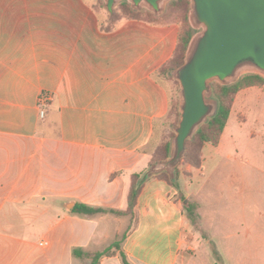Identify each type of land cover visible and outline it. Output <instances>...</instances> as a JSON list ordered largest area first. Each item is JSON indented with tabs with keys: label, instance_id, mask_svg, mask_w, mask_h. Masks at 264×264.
<instances>
[{
	"label": "crops",
	"instance_id": "obj_1",
	"mask_svg": "<svg viewBox=\"0 0 264 264\" xmlns=\"http://www.w3.org/2000/svg\"><path fill=\"white\" fill-rule=\"evenodd\" d=\"M102 1L0 0V264H92L75 250L117 241L131 264H264V177L248 160L254 172L239 177L238 204L223 192L218 232L202 240L185 207L203 191L194 188L202 169L189 164L176 185L146 180L133 215L113 212L128 210L134 175L150 170L152 140L170 114L172 83L159 71L179 26L113 25ZM227 130L202 148L203 165L226 148ZM225 212L237 213V232ZM99 264H123L120 251Z\"/></svg>",
	"mask_w": 264,
	"mask_h": 264
},
{
	"label": "water",
	"instance_id": "obj_2",
	"mask_svg": "<svg viewBox=\"0 0 264 264\" xmlns=\"http://www.w3.org/2000/svg\"><path fill=\"white\" fill-rule=\"evenodd\" d=\"M111 17L122 0H105ZM135 9L163 14L170 0H128ZM191 17L203 32L195 37L185 63L176 70L181 86V119L175 128L170 159L155 172L173 173L186 155V143L213 117L218 103L214 81L236 82L244 72L264 76V0H191Z\"/></svg>",
	"mask_w": 264,
	"mask_h": 264
},
{
	"label": "trees",
	"instance_id": "obj_3",
	"mask_svg": "<svg viewBox=\"0 0 264 264\" xmlns=\"http://www.w3.org/2000/svg\"><path fill=\"white\" fill-rule=\"evenodd\" d=\"M103 1L101 0V3ZM191 0H173L167 6V11L161 15H156L152 11H142V9H135L129 1H121L115 9V15L110 20L113 25H117L122 18L133 19V20H145L149 22H168L175 21L179 26L178 44L174 56L168 61V63L162 67L159 71V76L164 78L165 75L174 74L178 68H180L186 61L188 53L191 49L192 43L195 39L196 29L193 21H190ZM173 87L170 98V114L164 119L163 124L169 128L166 137L162 144L158 145L155 149L153 143L155 142V135L151 144V156L152 160L150 163V170L145 174H135L134 184L131 188L129 196V206L126 212L113 211L118 215H133L134 209L137 205L138 197L141 189L146 180L152 177L164 176L170 179L175 185L179 178L178 171L179 167L183 164H189L195 168H201L202 158L201 151L205 145L218 146L222 137V134L227 127L230 114L234 105L236 96L244 89L252 87L264 86V78L258 74H247L241 76L236 82L231 84L222 85L220 83L213 82L212 85V96L211 98L217 101L218 110L216 114L209 118L204 123L195 136L188 140L186 143V155L180 165L175 169L173 173L168 172H155V168L158 163L170 159L172 155V142L176 135L175 128L178 126L181 119V98L176 91L178 89V83L173 80ZM168 81H170L168 79ZM157 132V130H156ZM153 147V149H152ZM183 201L186 202V198L183 197ZM186 211L188 212L190 220L195 224L196 221L193 219V205L190 202L185 203ZM76 212L87 215H95L98 213L106 212L103 209H96L85 205H78ZM120 251V255L123 264H131L125 253L121 251V241H117L112 244L111 247L103 252L95 254L84 253L80 250H75L77 257L89 258L92 260V264H99L100 260L104 257H109L115 252ZM214 254L219 258L215 247H213Z\"/></svg>",
	"mask_w": 264,
	"mask_h": 264
},
{
	"label": "rangeland",
	"instance_id": "obj_4",
	"mask_svg": "<svg viewBox=\"0 0 264 264\" xmlns=\"http://www.w3.org/2000/svg\"><path fill=\"white\" fill-rule=\"evenodd\" d=\"M170 1L165 5L164 12L167 11V6ZM104 3H106L105 0ZM142 11L151 10L143 7ZM191 12L190 2L189 18L191 17ZM190 21L192 22L191 18ZM195 29V37L199 36L204 30L203 27L197 26H195ZM247 74L257 73L244 72L239 78ZM260 76L264 78L263 75ZM171 77L178 83V89L176 87V91L180 95L181 86L174 74L165 75L164 79L166 82L169 79L173 87ZM214 82L218 83L216 81ZM227 128L230 139L225 142L226 148H222L220 154L206 155V163L204 165L202 164L201 168H199L202 170L199 176H197L198 181L194 182V188L197 191L198 187H203V191L191 200V204L195 207L193 209V219L196 221L195 224L199 223L200 231L197 238L201 240L208 233L214 235L218 232L217 227L219 228L221 225V218L223 216L224 199L227 207L229 205L225 196L226 193L224 194L223 192H232L231 194L236 196V203L238 204L237 197L242 190V183L239 182V177L243 174H248L251 172L250 169H252V166L247 163V160L252 165L256 164L258 168L262 169V175L264 177V86L244 89L236 96ZM168 129L163 122L158 126L155 134V142L153 143L154 149L163 143ZM228 155L230 159L227 157ZM217 164L220 165L217 166ZM253 172L254 170L252 169L251 173ZM207 200L215 202V205L206 206ZM225 214H227L226 219H232L234 224L231 226L237 232L240 226L237 213H234V216H230L226 212Z\"/></svg>",
	"mask_w": 264,
	"mask_h": 264
},
{
	"label": "built area",
	"instance_id": "obj_5",
	"mask_svg": "<svg viewBox=\"0 0 264 264\" xmlns=\"http://www.w3.org/2000/svg\"><path fill=\"white\" fill-rule=\"evenodd\" d=\"M49 100V96L47 94H42L39 98V107H40V116L42 118L45 117V105L47 104Z\"/></svg>",
	"mask_w": 264,
	"mask_h": 264
}]
</instances>
